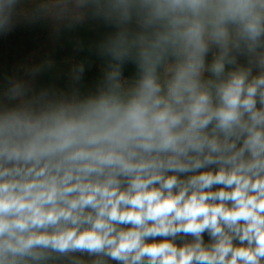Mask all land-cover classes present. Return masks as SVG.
<instances>
[{
    "label": "clouds",
    "instance_id": "obj_1",
    "mask_svg": "<svg viewBox=\"0 0 264 264\" xmlns=\"http://www.w3.org/2000/svg\"><path fill=\"white\" fill-rule=\"evenodd\" d=\"M41 20L111 31L0 83V264H264V0H0Z\"/></svg>",
    "mask_w": 264,
    "mask_h": 264
},
{
    "label": "rangeland",
    "instance_id": "obj_2",
    "mask_svg": "<svg viewBox=\"0 0 264 264\" xmlns=\"http://www.w3.org/2000/svg\"><path fill=\"white\" fill-rule=\"evenodd\" d=\"M50 25L53 27L51 22ZM27 26L26 23L21 22L13 32L6 36H0V83H3L4 78L7 76L23 75V69L25 67L44 65L50 62L52 67L50 69H45V71L37 77L36 86L39 88L55 85L60 88H67L69 85L68 73L75 63V55L70 43L67 47L64 43V51L51 54L44 51L41 44L31 49V46L28 45L30 40L26 38ZM10 36L12 39V36H14V41L16 42L17 48L14 54L8 53L7 50L8 41L11 39ZM64 42H66V40H64ZM87 74H89V78L85 83L86 86L82 88L84 91L92 88L97 80L95 77L100 75L95 62H92V67L87 71Z\"/></svg>",
    "mask_w": 264,
    "mask_h": 264
},
{
    "label": "trees",
    "instance_id": "obj_3",
    "mask_svg": "<svg viewBox=\"0 0 264 264\" xmlns=\"http://www.w3.org/2000/svg\"><path fill=\"white\" fill-rule=\"evenodd\" d=\"M27 34L26 38L30 40L28 45L31 46V49H34L35 46L41 44L44 51L48 53H56L59 51H64L65 46L71 45V48L75 55V63L85 62L86 64L95 62L97 67L102 63L97 56L94 54V46L98 44L104 36L111 31L108 27L104 26L102 23L89 20L81 26H78L72 31H62L59 36L54 35V29L50 25L48 20H41L36 23L27 24ZM10 36L8 41V53L14 54L16 50V42L14 41V36ZM63 40V41H62ZM66 40V42H64ZM70 41V42H68ZM82 43L84 46L83 51H75L74 48L77 43ZM90 47L93 48V51H90ZM57 48V50H56ZM12 60V58H11ZM11 64V63H10ZM134 69L132 66L126 68L125 74H132ZM99 76H96L95 79H98ZM89 78L87 71L85 73L84 80L82 81L81 88L86 86V81Z\"/></svg>",
    "mask_w": 264,
    "mask_h": 264
}]
</instances>
